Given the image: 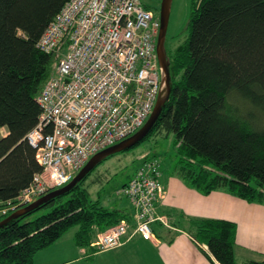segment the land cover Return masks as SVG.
<instances>
[{
    "label": "trees",
    "instance_id": "trees-1",
    "mask_svg": "<svg viewBox=\"0 0 264 264\" xmlns=\"http://www.w3.org/2000/svg\"><path fill=\"white\" fill-rule=\"evenodd\" d=\"M66 1L0 0V209L7 208L0 219L17 208L10 206L41 169L27 133L39 120L37 95L68 37L48 50L38 40ZM144 6L158 15V6ZM165 49L171 89L144 139L172 135L168 156L174 170L198 191L225 188L263 202L264 0H191L184 39L169 49L165 38ZM151 157L158 158L152 154L144 159ZM141 163L118 193L124 195L121 188ZM93 169L68 191L0 227V264H33L38 250L72 226L76 245L96 251L100 249L91 242L98 231L121 220L135 225L125 207L92 197L89 187L95 179H85ZM180 216L182 227L186 221L194 240L205 245L202 253L212 264H264V256L237 263L234 221ZM155 221L168 226L155 219L152 233ZM171 231L157 236L171 242Z\"/></svg>",
    "mask_w": 264,
    "mask_h": 264
},
{
    "label": "built area",
    "instance_id": "built-area-1",
    "mask_svg": "<svg viewBox=\"0 0 264 264\" xmlns=\"http://www.w3.org/2000/svg\"><path fill=\"white\" fill-rule=\"evenodd\" d=\"M158 30L159 16L142 0L63 4L38 40L48 50L68 37L37 95L39 120L27 133L41 169L10 208L65 184L93 153L143 124L164 87L155 48ZM159 165L156 157L143 158L121 188L132 203L135 225L121 220L98 231L91 244L100 250L115 248L128 231L153 236L150 223L164 221L155 211L162 191Z\"/></svg>",
    "mask_w": 264,
    "mask_h": 264
},
{
    "label": "crops",
    "instance_id": "crops-1",
    "mask_svg": "<svg viewBox=\"0 0 264 264\" xmlns=\"http://www.w3.org/2000/svg\"><path fill=\"white\" fill-rule=\"evenodd\" d=\"M160 170L162 191L155 202V211L164 217L163 220L167 221L168 226L155 221L152 226L156 231H153V236L148 239L142 238L138 232L128 231L122 236L121 245L108 249L113 250L115 257L101 260L94 259V256L99 258L100 252L105 250L91 251V248L77 246L74 241L76 248L71 244L72 240L67 243L69 250L65 249L62 246L64 233L53 244L38 250L33 257V264H68V262H79L84 258L93 260L92 264H142L145 251L153 252L157 264H212L202 253L205 245L194 240L186 229V221L185 227L180 224L183 218L177 216L181 214L189 217H212L234 221L236 224L233 246L235 260L236 247L264 254V201H249L225 188H216L208 193H202L177 173L168 171L165 176L167 171ZM126 210L131 221L133 210L129 203ZM175 221L179 224H174ZM171 230H175L171 242H165L157 236L171 234ZM73 233L74 231H72V238ZM138 257L139 260H137ZM147 264L153 263L148 261Z\"/></svg>",
    "mask_w": 264,
    "mask_h": 264
},
{
    "label": "rangeland",
    "instance_id": "rangeland-1",
    "mask_svg": "<svg viewBox=\"0 0 264 264\" xmlns=\"http://www.w3.org/2000/svg\"><path fill=\"white\" fill-rule=\"evenodd\" d=\"M147 4L151 1L145 0ZM160 0L153 1V6L159 7ZM191 0H171L170 15L166 31V46L173 49L178 43L182 42L187 32V21L190 12ZM159 9V8H158ZM172 135L168 137H158L153 139H144L139 144L122 151H117L103 159L90 172L85 179L88 183L91 179H95L89 187L92 197L101 198L106 205H114L115 207H128L127 198L117 192L121 184L127 180L134 168L143 160L144 156L156 154L159 158L161 169L170 173H175L173 167V159L168 156L171 151ZM165 179V178H164ZM103 198V199H102ZM114 203V204H113ZM164 219V217H163ZM167 222V221H166ZM76 226H72L66 230L62 246L68 249V241L72 240V245L75 246L72 238V231H75ZM58 247V246H57ZM76 247V246H75ZM77 248V247H76ZM113 250H105L100 252V257L94 256V259H109L115 257ZM236 261L241 263L247 258H262L264 254L253 252L245 248L236 247ZM120 257V256H119ZM154 254L151 251H145L142 264H147L150 261L157 264L154 260ZM139 260V257L138 259ZM103 261V260H102ZM93 260L84 258L79 262H68V264H92ZM98 263V262H97Z\"/></svg>",
    "mask_w": 264,
    "mask_h": 264
},
{
    "label": "water",
    "instance_id": "water-1",
    "mask_svg": "<svg viewBox=\"0 0 264 264\" xmlns=\"http://www.w3.org/2000/svg\"><path fill=\"white\" fill-rule=\"evenodd\" d=\"M170 5L171 0H160L159 2V9H158V16H159V30L156 39V54L157 60L162 68L163 71V81L164 87L162 90L159 91L155 103L152 107V110L143 124L135 130L130 135L124 137L123 139L108 145L97 152L93 153L87 161L78 169V171L71 177L69 181L65 184L52 188L33 201L19 206L12 210L9 214L5 217L0 219V227L4 226L5 224L12 221L14 218L29 212L35 208H37L41 203L49 200L50 198L63 194L64 192L71 189L79 180L86 176V174L93 169L100 161H102L106 156L115 153L117 151L126 150L135 144L139 143L142 139L145 138L147 133L152 128L156 118L158 117L162 107L166 99L168 98L170 89H171V82H170V74L168 68V59L166 57V49H165V38H166V31L169 21L170 15Z\"/></svg>",
    "mask_w": 264,
    "mask_h": 264
},
{
    "label": "flooded vegetation",
    "instance_id": "flooded-vegetation-1",
    "mask_svg": "<svg viewBox=\"0 0 264 264\" xmlns=\"http://www.w3.org/2000/svg\"><path fill=\"white\" fill-rule=\"evenodd\" d=\"M144 3H146V1L145 0H142ZM149 1H151L150 2V4H152L153 3V1H155V0H149Z\"/></svg>",
    "mask_w": 264,
    "mask_h": 264
}]
</instances>
